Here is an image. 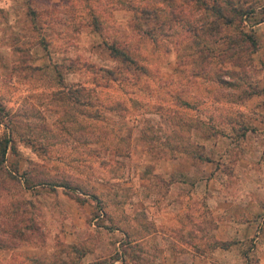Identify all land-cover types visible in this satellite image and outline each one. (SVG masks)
<instances>
[{
	"label": "rangeland",
	"instance_id": "rangeland-1",
	"mask_svg": "<svg viewBox=\"0 0 264 264\" xmlns=\"http://www.w3.org/2000/svg\"><path fill=\"white\" fill-rule=\"evenodd\" d=\"M229 2L0 0V264H264V0Z\"/></svg>",
	"mask_w": 264,
	"mask_h": 264
},
{
	"label": "crops",
	"instance_id": "crops-1",
	"mask_svg": "<svg viewBox=\"0 0 264 264\" xmlns=\"http://www.w3.org/2000/svg\"><path fill=\"white\" fill-rule=\"evenodd\" d=\"M153 207L159 213L157 216H156V214H154L155 216H153V222L157 227V229L153 230V233L157 234L160 240H164L165 237L170 236V235H168L167 231L165 230V226H166L165 223L166 224L173 223L171 220L172 212H171V209L164 208L163 205H161L160 207L159 206H153ZM261 207H263V206H261ZM247 212H249V210ZM249 213L252 214V212H249ZM258 213L259 212L254 214V215H259L258 218H256V216H252L250 218V221L248 222V224H249L248 230L250 232H247L246 230H244L242 232L243 233L242 237H246V236H250V235L254 236V241L256 243L255 246L260 244L258 242L259 238H261V237L264 238V234H259L260 228L264 227V213H262V215H261V213H259V214ZM184 224H185V226L183 227L182 223L179 222V225L186 229V223L184 222ZM215 226H216L215 227V231H216L215 237L217 239L224 240L226 237H228V235L226 236L222 232L223 225L216 224ZM252 229H253V232H252ZM187 230L190 232V230H191L190 225L187 226ZM199 231H200V229H199ZM234 232L237 233V231L235 229L233 230V233ZM255 246H253V247H255ZM192 247L193 246L190 243L188 244V246H186V243H184V244H182V246H178V247L162 246L160 248V250H161L162 254L176 256V259H177V256L181 255V254H182V256L194 255V257H192L193 258V264H234L233 262H220L219 260H216L215 257H209V253L206 251L207 249L205 251L202 250L203 247H206L205 242H202V240L198 244L197 248L196 247L192 248ZM216 247H219L221 249H225L223 246L215 244V246L213 248H216ZM213 248H211V249H213ZM238 261L239 260H237V262Z\"/></svg>",
	"mask_w": 264,
	"mask_h": 264
},
{
	"label": "trees",
	"instance_id": "trees-1",
	"mask_svg": "<svg viewBox=\"0 0 264 264\" xmlns=\"http://www.w3.org/2000/svg\"><path fill=\"white\" fill-rule=\"evenodd\" d=\"M166 2H169L171 0H165ZM196 3L198 4V6L203 7L204 9H208L210 8L212 12H214L218 17L223 18L224 23L227 24H231L233 23L235 20L239 19L241 20V16H242V9L238 8L237 6H230L229 8V12L226 11V4H230L229 0H224V3H217L216 0H213L212 4H208L207 0H195ZM156 10V9H153ZM247 37L251 40L252 44H255V39L252 33H248ZM112 47L114 50H116L119 54L121 53V60L125 61L127 64H133L134 63V58H126V57H130L129 54L126 53V51L117 46L115 43L112 44ZM111 71V70H110ZM109 71V72H110ZM4 152H5V146L2 148V152H1V159L0 160H4Z\"/></svg>",
	"mask_w": 264,
	"mask_h": 264
}]
</instances>
